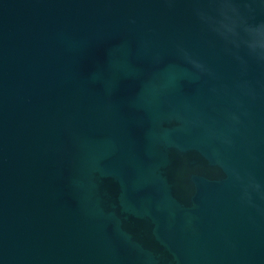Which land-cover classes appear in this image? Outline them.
<instances>
[{"label":"water","instance_id":"obj_1","mask_svg":"<svg viewBox=\"0 0 264 264\" xmlns=\"http://www.w3.org/2000/svg\"><path fill=\"white\" fill-rule=\"evenodd\" d=\"M197 7L0 0V264H264V31Z\"/></svg>","mask_w":264,"mask_h":264},{"label":"clouds","instance_id":"obj_2","mask_svg":"<svg viewBox=\"0 0 264 264\" xmlns=\"http://www.w3.org/2000/svg\"><path fill=\"white\" fill-rule=\"evenodd\" d=\"M197 4L201 0H195ZM210 8L216 13L215 16L207 14L204 10L197 7L194 9L196 15L209 27L210 30L220 35L224 39L229 37H237V27H242L245 35L251 30L264 31V24L256 26H246L245 22L239 17L238 10L234 5V0H205ZM232 13V15H229ZM248 53L260 62H264V47L251 48L246 44ZM194 67L202 69V65L192 62ZM258 188V185H254Z\"/></svg>","mask_w":264,"mask_h":264}]
</instances>
